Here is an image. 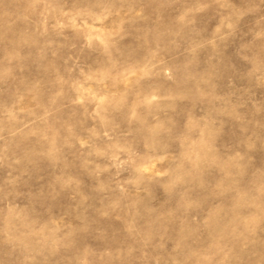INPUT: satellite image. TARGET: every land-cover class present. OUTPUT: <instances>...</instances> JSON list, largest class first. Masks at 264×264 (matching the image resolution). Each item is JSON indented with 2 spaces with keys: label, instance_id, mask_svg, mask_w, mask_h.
I'll use <instances>...</instances> for the list:
<instances>
[{
  "label": "rangeland",
  "instance_id": "374dc122",
  "mask_svg": "<svg viewBox=\"0 0 264 264\" xmlns=\"http://www.w3.org/2000/svg\"><path fill=\"white\" fill-rule=\"evenodd\" d=\"M0 264H264V0H0Z\"/></svg>",
  "mask_w": 264,
  "mask_h": 264
}]
</instances>
